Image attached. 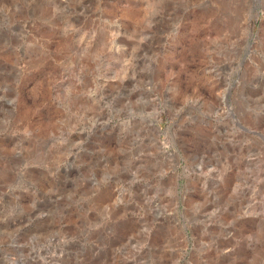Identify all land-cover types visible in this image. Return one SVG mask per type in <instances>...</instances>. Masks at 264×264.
<instances>
[{"label":"rangeland","instance_id":"374dc122","mask_svg":"<svg viewBox=\"0 0 264 264\" xmlns=\"http://www.w3.org/2000/svg\"><path fill=\"white\" fill-rule=\"evenodd\" d=\"M0 264H264V0H0Z\"/></svg>","mask_w":264,"mask_h":264}]
</instances>
